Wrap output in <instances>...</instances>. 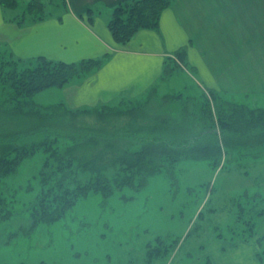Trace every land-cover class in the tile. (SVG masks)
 <instances>
[{"label": "rangeland", "instance_id": "obj_1", "mask_svg": "<svg viewBox=\"0 0 264 264\" xmlns=\"http://www.w3.org/2000/svg\"><path fill=\"white\" fill-rule=\"evenodd\" d=\"M28 1L18 0L15 11L21 12ZM41 1L46 4V12H52L56 0ZM15 14L13 10L12 18ZM206 46L223 58L232 45ZM0 47V53L4 51L0 55L1 134L15 129L13 115L21 110L14 107L43 112L66 97L63 88L51 87L35 94L29 102L17 99L15 74L35 61L32 58L15 63L19 57H11L5 46ZM181 50L186 54L185 47ZM192 54L189 50V59ZM190 60L183 64L180 55L174 54L172 62V71L177 69L178 73L171 81L186 84L185 92L150 90L125 95L114 103L76 107L81 109L76 119L104 126L111 139L109 145L135 151L140 145L120 137L155 129L161 132L156 136L188 139L203 129L217 130L208 115L209 107L215 122L216 107L227 100L264 108V86L253 85L259 90L244 93L199 86V68L194 57ZM224 63L221 60V68ZM253 65L260 66L261 62L257 60ZM231 68L228 64L224 70L229 74ZM196 83L201 92L195 88ZM100 111L105 122L97 119ZM143 133L137 132L135 137H151ZM225 137L230 150L225 160L222 157L221 168L204 159L166 161L157 173L136 180V184L141 183L139 187L115 188L107 196L89 190L76 197L59 220L36 226L31 217L33 202L38 194L55 186L54 174L44 162L70 143L58 135L47 138L43 132L18 139L14 146L30 147L33 153L20 158L16 168L0 178V197L11 211L0 220V264H253V260L264 264V147L251 137L248 141ZM210 140L198 139L196 144ZM109 145L102 142L103 150ZM7 147L5 142L0 144V150ZM44 169L47 178L42 174ZM76 179L86 183L90 174L86 171L70 178L73 183ZM51 190L58 191L59 187Z\"/></svg>", "mask_w": 264, "mask_h": 264}, {"label": "crops", "instance_id": "obj_2", "mask_svg": "<svg viewBox=\"0 0 264 264\" xmlns=\"http://www.w3.org/2000/svg\"><path fill=\"white\" fill-rule=\"evenodd\" d=\"M123 1L128 0H56L47 18L20 23L12 18V11L0 6V44L22 59L42 55L74 62L102 57L98 69L61 87L63 103L70 107L114 103L150 90L185 92L186 84L171 81L177 69L164 74L174 53L183 47L186 61L195 58L199 86L237 93L259 90L253 88L256 84L264 86V0H172L161 12L157 29H141L125 45H118L107 23L114 6ZM208 44L232 46L220 58L211 46L206 49ZM257 60L260 66L253 65ZM228 64L233 66L229 74L224 70ZM195 88L201 92L197 83Z\"/></svg>", "mask_w": 264, "mask_h": 264}, {"label": "trees", "instance_id": "obj_3", "mask_svg": "<svg viewBox=\"0 0 264 264\" xmlns=\"http://www.w3.org/2000/svg\"><path fill=\"white\" fill-rule=\"evenodd\" d=\"M171 3L172 0H129L118 3L114 6L107 23L113 41L118 45H125L137 31L157 29L161 12ZM45 5L41 0H29L22 11L13 16V19L19 23L25 19L32 22L43 20L50 14L46 12ZM0 6L5 11L11 12L17 8L18 0H0ZM86 13L88 21L91 22L92 9L88 7ZM3 54L4 51L0 53V55ZM8 54L13 57L10 51ZM174 54L180 55L181 62L184 64L186 60L184 51L179 49ZM22 60L17 58L15 63ZM34 61L32 66L15 74L13 85L17 99L26 98L29 102L35 94L44 89L62 87L75 76L82 77L98 69L102 64V57L65 62L39 55L34 57ZM170 71H172V65L168 64L164 74H169ZM222 103L223 106L216 107V122L211 107L208 109V115L214 123L213 126L217 124V130L210 128L213 132H205L207 130L203 129L202 133H198L197 136L191 135L188 139L156 136L161 132L158 133L155 129L137 131L144 132V135L149 134L151 137L145 135L137 138L135 131L121 136L120 138L134 140L135 144L140 145V149L135 151L119 148L118 145L114 147L109 145L108 142L111 139L107 137L108 131L104 126H96L76 119L77 111L81 109L70 107L63 102L55 103L52 108L47 107L43 112L32 107L26 111L21 107H14L22 112L15 111L17 113L13 115L15 129L0 134V144L5 142L9 145L7 149L0 150V178L11 173L20 158L23 159L33 153L30 147L14 146L18 139L43 132L47 138L58 135L70 143L63 150L51 153L44 162V167L46 166L49 173L54 174L53 188L59 187V190L53 191L51 190L53 188H48L35 198L31 217L33 225L36 226L40 222L51 223L59 220L73 205L76 197L85 195L89 190L101 192L107 196L115 188L139 187L141 183L136 184V180L157 173L166 161L204 159L221 168L224 165L221 162L222 157L225 160L230 150L226 147V135L246 141L250 140L248 137H251L257 141L258 145L264 147V108L249 107L229 100ZM58 110L62 114L56 115ZM102 113L103 111H100L97 119L105 122L106 119H102ZM109 129L113 130L114 127L110 126ZM206 138L211 140L205 144H196L198 139ZM102 142L111 147L106 151L103 150ZM43 144L45 145L44 142ZM86 171L90 174V179L86 183H80L77 179L73 183L70 180L71 177H79V174ZM42 174L47 178L48 171L44 169ZM4 206L5 199L0 197V215H3L0 220L7 218L4 215L11 214V211Z\"/></svg>", "mask_w": 264, "mask_h": 264}]
</instances>
